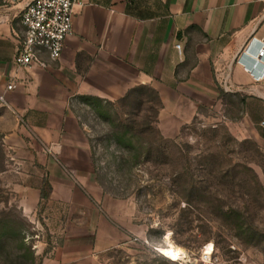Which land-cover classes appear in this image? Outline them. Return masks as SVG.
<instances>
[{
    "label": "crops",
    "instance_id": "crops-1",
    "mask_svg": "<svg viewBox=\"0 0 264 264\" xmlns=\"http://www.w3.org/2000/svg\"><path fill=\"white\" fill-rule=\"evenodd\" d=\"M30 1L0 5V90L9 81L16 84L6 94L7 106H0V130L55 145V156L43 149L38 157L48 172L50 202L80 207L103 202L107 215L97 214L93 227H86L95 230L89 248L82 241L73 253L65 242L42 264H98L92 252L125 240L118 212L105 207L107 198L93 180L83 119L88 114L79 97L114 103L135 87L152 89L162 105L157 128L163 138L173 139L201 105L219 97L217 87L227 78L231 94L260 103L262 121L254 135L264 141V80L254 79L264 72L255 57L258 45L240 54L252 35L261 36L260 0H86L73 8L72 32L59 60L40 51L44 67L17 69L14 58L24 37L19 16ZM39 194L34 190L36 205Z\"/></svg>",
    "mask_w": 264,
    "mask_h": 264
},
{
    "label": "rangeland",
    "instance_id": "rangeland-1",
    "mask_svg": "<svg viewBox=\"0 0 264 264\" xmlns=\"http://www.w3.org/2000/svg\"><path fill=\"white\" fill-rule=\"evenodd\" d=\"M217 91L151 159L123 149L117 124L101 122L84 104L93 180L126 228L123 242L92 252L98 264H264V141L254 135L260 103ZM19 135L0 130V264H42L65 242L73 253L82 241L89 248L95 230L86 227L97 214L107 216L103 202L36 205L34 190L47 191L49 181L38 157L50 146ZM152 139L133 145L153 146Z\"/></svg>",
    "mask_w": 264,
    "mask_h": 264
},
{
    "label": "built area",
    "instance_id": "built-area-1",
    "mask_svg": "<svg viewBox=\"0 0 264 264\" xmlns=\"http://www.w3.org/2000/svg\"><path fill=\"white\" fill-rule=\"evenodd\" d=\"M263 11L260 16L261 36L256 38L252 35L243 49L241 55L248 53V49L258 45L256 60L264 67V0H260ZM20 0H0V5L11 7L18 4ZM87 4L86 0H31L21 11L20 24L24 30V37L18 46L14 64L17 69H26L33 65H45L39 60L40 51H45L51 60H59L64 47L65 40L72 32V16L74 6L82 7ZM175 48L180 51L181 46ZM256 81L264 80V72L254 78ZM224 91L231 92L232 86L227 78L222 80ZM16 88L14 81L6 83L0 90V106H7L6 94ZM55 146V145H54ZM54 146L47 147L45 152L55 156L57 150ZM211 252H204L202 260L210 261Z\"/></svg>",
    "mask_w": 264,
    "mask_h": 264
},
{
    "label": "trees",
    "instance_id": "trees-1",
    "mask_svg": "<svg viewBox=\"0 0 264 264\" xmlns=\"http://www.w3.org/2000/svg\"><path fill=\"white\" fill-rule=\"evenodd\" d=\"M78 99L82 101L83 104H86V106L94 108L101 122H109L112 125L115 123L117 124L116 129L118 133L116 134L118 135L115 137V140L118 144L122 145L123 149L125 145L126 150L136 152V158L143 153L146 159H151L154 157L155 153L162 150V145L166 146L169 143L167 139L161 136L157 128L158 113L162 105L158 94L152 89L144 86L135 87L114 103L103 101L95 97H79ZM107 107L111 110L116 109L117 112L114 110L115 112L111 113V111H108ZM186 128L187 126H183L180 133ZM142 137L153 138L151 142L154 147L151 144L145 147L141 144H138V147L134 146L133 140H139ZM241 144H247V141H243ZM44 185H46L47 191L44 186L40 187L39 198L40 201H49L51 191L49 181L45 180Z\"/></svg>",
    "mask_w": 264,
    "mask_h": 264
}]
</instances>
